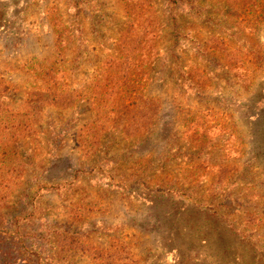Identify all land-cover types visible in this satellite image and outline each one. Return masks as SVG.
I'll list each match as a JSON object with an SVG mask.
<instances>
[{
  "label": "rangeland",
  "instance_id": "obj_1",
  "mask_svg": "<svg viewBox=\"0 0 264 264\" xmlns=\"http://www.w3.org/2000/svg\"><path fill=\"white\" fill-rule=\"evenodd\" d=\"M0 264H264V0H0Z\"/></svg>",
  "mask_w": 264,
  "mask_h": 264
},
{
  "label": "trees",
  "instance_id": "obj_2",
  "mask_svg": "<svg viewBox=\"0 0 264 264\" xmlns=\"http://www.w3.org/2000/svg\"><path fill=\"white\" fill-rule=\"evenodd\" d=\"M256 122H259V119H257ZM253 155H254L255 159H257V161L260 159V157L263 156L262 152L260 151L259 146L256 150H254Z\"/></svg>",
  "mask_w": 264,
  "mask_h": 264
}]
</instances>
